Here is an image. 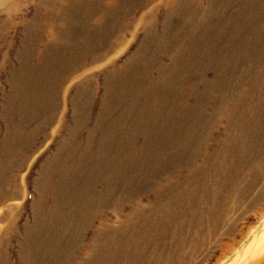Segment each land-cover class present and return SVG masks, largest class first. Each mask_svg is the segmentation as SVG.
<instances>
[{
  "label": "rangeland",
  "instance_id": "374dc122",
  "mask_svg": "<svg viewBox=\"0 0 264 264\" xmlns=\"http://www.w3.org/2000/svg\"><path fill=\"white\" fill-rule=\"evenodd\" d=\"M49 1L0 0V115L2 107L6 104L4 95L11 91L7 79L11 78V71L16 75L19 72L16 57L20 55L25 62L33 46L29 42L30 36L26 37L24 45L20 41L24 33L33 34V20L35 22V18L44 12ZM53 1L55 11L61 15L60 17L58 14V25L65 35V39L57 43L59 48L80 39L107 42L101 44L103 51L97 52L95 56L87 53L85 49L81 50V58L86 55L84 59L77 63L76 69H70L59 78L57 83L55 77L50 76L52 71L39 77L34 76V79L41 78L40 80L46 82L43 85L39 83V86L50 89L48 101L53 105L45 113L54 114L55 120L50 127L34 137L31 149L22 157L16 155V145L10 141L5 149L0 147V182L9 186L15 185L17 194L16 198L0 202V263L19 264L17 252L26 235L24 229L32 226L30 206L33 200H37V192L43 193L47 200H44L41 215L31 231H38L39 228L36 227L39 224H44V227L51 226L50 195L54 191L57 174H54L56 178H50L53 180L51 185L45 177L39 178V171L43 162L50 158L56 147L63 142L66 129L70 126L77 134L76 141L81 142L82 146L86 142L87 133L95 130L88 159L90 163L97 161V170H106L102 177L99 173L96 174L97 182L91 194L82 197L80 188L82 189L83 185L75 183V189H79L81 194L71 201L74 205L73 223H76L75 220L87 202L98 199V192L107 190L109 185L113 192L109 199L105 198V202L103 198L93 202L89 214L91 222L81 225L78 229L75 225L68 229V219L64 214H59V211L57 216L55 214L54 221L57 224L63 216L61 221L67 227L64 234L79 232V250L74 258L80 257L82 261L87 247H94L91 251L93 256L89 260L93 261V264L106 263L107 257H110L107 261H132L125 258L126 248L137 241V249L146 245L147 255L158 256L159 251H162L159 260L156 258L155 261H167L169 256L171 261H175L176 250L183 249L186 254L183 259L177 260L176 264H264V139L260 138L264 136V105L261 108L262 122L258 131L254 124L255 117L252 115L255 105L254 90L264 87L261 83L264 78V59H253L255 53L250 54L246 46L247 43L255 46L253 50L264 56V41L250 38L254 32L253 26L264 24V0H187L188 8L179 14L174 9L177 3L186 0H88L89 4L79 9L78 16L69 20L64 17L67 12H64V0ZM237 6L251 11L257 9L258 13L262 12L263 18L259 17L257 20L256 14L252 13V16L246 12H242L240 18L236 12ZM167 14L170 15V20H167ZM164 23L167 26V35L163 33ZM81 24L84 26H80ZM206 24H209L208 29L201 36L202 33L198 30L201 25ZM249 25H252L250 29ZM146 26L152 27L149 36L156 43L166 37L165 39L175 41L174 45L178 46L175 52L171 48L159 55L160 57H155L156 66L145 69L149 79L128 87L131 90H127L126 85H123L125 82H121V79L126 81L142 62L148 61L147 56H133L145 37ZM239 27L241 30L237 31ZM108 28H111V34ZM197 32L202 38L200 44H192L189 54L178 57L185 62L179 59L173 62L176 53L183 47H188ZM222 32L224 34H221ZM48 40H51L50 35L43 37L42 43L34 45L33 48L39 52L43 51ZM201 49L205 52L202 53ZM75 55H79L78 52ZM196 56L201 57L196 60ZM34 61L33 64L38 63ZM124 64L127 65L125 69ZM175 64L181 66L164 77L163 80L170 83L158 89L162 99V102L160 100L158 103L154 101L160 72L157 69ZM118 71H122V77L118 76ZM104 74L112 75L107 83L104 82ZM26 77L19 74L12 79L14 86H18L19 90L21 88L20 92L26 89ZM83 77H87L86 82ZM223 82L225 85H222ZM220 87L225 90L224 113L221 110L216 111L218 106L215 99L221 94ZM78 90L81 94L74 102L77 120L80 121L77 126H73L72 98ZM34 94H40L39 88ZM144 94L145 100L138 106L144 110L137 112L138 128H129L128 132L124 129L125 121L122 119L128 109L123 106L133 104L136 98ZM198 94L204 95L200 99L203 103L200 118L190 116L191 109L200 102ZM165 95L168 99L163 101ZM53 106H56L58 111L52 108ZM183 106L189 107V115L184 113V116H181L183 110L180 108ZM155 109L160 118L156 121ZM175 110L176 113L173 114ZM242 110L246 112L240 120L244 122L248 117L249 124H231L230 122L236 121ZM99 111L111 114L106 118L111 124L105 129L95 128ZM142 112L144 113L141 115ZM117 124H120L121 132L113 131L116 130ZM151 126L155 134L150 132L147 138L146 131ZM106 129H109V133L104 132ZM127 132L129 137L137 139L133 149L120 151L121 153L110 150L109 143L115 142L120 135L126 136ZM193 135L197 137V141H193ZM226 136L232 137L231 142H226L225 147L221 148V140ZM242 136L249 137L252 143L247 145L246 154L243 155L238 145V139ZM257 136L258 138H255ZM4 139V121L0 117V145ZM150 141L154 145L153 148L149 146ZM190 142L192 148L187 147ZM100 143L105 145L106 156L98 160ZM144 143L147 144V150L141 149ZM182 151L184 155L181 157ZM224 151L228 153L226 167L223 165L222 169L218 170L217 166L224 157ZM63 152L59 153L58 158L65 156ZM101 153L99 157H102ZM240 154L242 158H239ZM78 156L79 153H74L73 158L77 159ZM190 159L193 162H190ZM8 160H11L10 164ZM68 166L69 164L63 170L65 174ZM86 171L87 169H84L78 174L86 175ZM200 172L206 174L204 177L210 176L203 192ZM190 177L195 178L194 183L187 182ZM176 183L180 185L178 190L173 188ZM195 183L197 185H194ZM34 185L37 186L33 187ZM166 186L172 189L167 195L164 194ZM191 187L194 189L190 197L183 195L184 198H180L179 203L172 201L175 194L183 191L186 193ZM62 205V201H56L57 210ZM157 211L161 214H157ZM172 230L177 231V235L175 241L171 242L169 232ZM55 232L60 233L58 230ZM149 234L151 237H148ZM63 239L66 238L63 236ZM118 249L125 257L118 259Z\"/></svg>",
  "mask_w": 264,
  "mask_h": 264
},
{
  "label": "bare ground",
  "instance_id": "6f19581e",
  "mask_svg": "<svg viewBox=\"0 0 264 264\" xmlns=\"http://www.w3.org/2000/svg\"><path fill=\"white\" fill-rule=\"evenodd\" d=\"M242 3L243 2H241V4ZM88 4H89L88 0H64V7L66 8L64 10V12L67 10L64 17L68 18V20H69V18H74V17L78 16L77 14L80 12L79 9L83 8V6H87ZM111 4H113V3H111ZM246 4H247V2H246ZM46 6L47 7L44 10V12L41 13V15L39 17L37 16L35 18V22L33 20V23H34L33 28H32L33 34L27 35V33H24V36L21 39L20 43L22 45H24V42H25L27 36L28 37L30 36L29 42L32 43L33 46L34 45L36 46V45L42 43L41 40L43 37H48L50 35L51 40H48V42L46 41L47 44L44 45V49L41 52L37 51L32 46V48L29 51L28 56H26L27 60L25 62L22 61L20 55H17L16 61L19 64V66L17 68V71H19L18 75L21 74L22 77L25 75L27 76L26 77L27 80L25 82V88L26 89L24 92H20L21 88L19 90L18 86H14L12 79H15V76L17 77L18 75H16V73H14V71H11V73H10L11 78L7 79V83L9 85L11 91L9 90L10 92L8 94L4 95V99L6 100V104L4 105V107H2V113L0 115L1 119L4 121V134H5V139L2 141L0 147L2 148V150L5 149L6 146H8L7 143L10 141V142H12L13 145H16V151H15L16 155L19 154V155H21V157H22V155L23 156L25 155L27 150L31 149V146L33 145L32 141H33L34 137L37 136V134H40L43 131H45L46 128L50 127L52 125L53 121L55 120L53 118L54 114H46L45 113L49 109V107L53 105L52 103H50L48 101L49 100L48 92L50 91V89H47V87L42 86L44 83H46L44 80H40L41 78H39L38 80L34 79V76L38 75V77H39L41 74H45L48 71H52L53 73L50 74V76L52 75L53 77H55V79H56L55 83H57L59 78H62L70 69H76V67L78 66L77 63H79L80 61H82L84 59V57L86 55L83 58H81L82 57V56H80L81 50L85 49V51H87V53H92V55L95 56V55H97L96 54L97 52L103 51V50H101V48H103V47L100 48L101 44H103V42L104 43L107 42L106 40H95V39H82L81 40L80 39L78 41H75V43H73V44L66 45V46L64 45V47L59 48V45L57 43L61 39H65L64 38L65 35L60 30V27L58 25V21H59L58 14L60 15V13H57L55 11V8H54L55 3L53 0H50ZM187 8H188V2L186 0L185 2L177 3L176 8L174 10H175V12L177 11L179 14V12L184 13ZM237 8H238V6H237ZM236 12H238L237 15H239L240 18H241L242 12H246L252 16H253V14H256V18L258 20L259 17L263 18L261 16V14L264 11H262L260 14V13H258L257 9L251 11V10L245 9V8H238L236 10ZM96 13L97 12H95V14ZM85 15H87V14H85ZM245 16H247V15L245 14ZM60 17H61V15H60ZM166 17H167V20L171 19L169 14H167ZM243 18H245V17H243ZM257 20H255V21H257ZM234 21H235V19H234ZM248 23L249 22H247V24ZM254 24H256V22ZM80 26H84V24H81ZM208 26H209V24L201 25V27L198 30V31H201V33H202L201 36L203 34H205L206 30L208 29L207 28ZM247 27H248V25H247ZM250 27H252V25H249V29H250ZM253 27H254V32H253V35H250V38L261 39V41L263 42L264 41V24L260 25L259 27L258 26H253ZM104 28H106V27H104ZM239 29L241 30V27H239L237 29V31ZM108 32H109V34H111V28H108ZM144 32H145V37L142 38L141 43H140L139 47L136 48V50L134 51L133 56L135 57V56L144 55V56L148 57V59H147L148 61L142 62L143 64L139 65V68L136 69L137 71H135L133 73V75H131L126 81H122L123 79H121V82H125L123 85H126L127 90H129V89L131 90V88H128V87H132V86L137 85L139 83H144L149 79V77L146 74V70H147V67L154 66V63L157 62L155 57H158L159 55H162L166 51L171 50V48H173V51L175 52L176 47L178 46V45L177 46L174 45L175 41L165 39L166 37H164L162 40L158 41L157 43L155 41H153L154 39L152 40V37L150 39L149 35L152 33V27L151 26H148V27L146 26ZM163 33L165 35L168 34L167 26L165 23L163 24ZM198 33L199 32L196 33V35L194 36L193 39L191 38L192 40H191V43L189 44L188 47H186V48L183 47V49H181L179 52L176 53L177 56L174 57L173 62H175V60L179 59L178 57L189 54L191 52L192 44L193 45H195V44L199 45L200 44V42L202 41V38H201V36H198ZM221 34H224V32H222ZM93 45H95V46L93 47ZM104 45H106V44H104ZM246 46H247V50L249 51V53L251 52L250 54L255 53V55L253 54L254 55L253 59H255L256 61L259 59H262V57L264 59V56H261V54L256 52V50H253L256 48L255 46H252L249 43H247ZM201 51H202V53L205 52L204 49H201ZM260 51H262V50H260ZM77 52L79 55H75ZM82 52L85 53L84 51H82ZM23 53H24V51H23ZM34 60H36V62H38V63L33 64L32 61H34ZM179 61H183V60L179 59ZM160 62H161V60H160ZM183 62H185V61H183ZM159 66H160V64H159ZM180 66L181 65L175 64V65H171V66H166L165 68H162V69L157 66V68H159V69H157V71H160V72L158 73V77H157V87L158 88L156 89L157 93L155 92L156 94H155L154 101H157L159 103V101L161 100V102H162V99L159 97L160 91L158 89H160V87L168 85L170 83L169 81L165 82L163 80L164 77H166L167 75L169 76V73H171L170 71L177 69ZM123 67L125 69L127 67V65L124 64ZM262 67H264V64ZM54 71H56V72H54ZM111 74H104L103 79L105 82H108L110 80V78L112 76ZM117 74H119L118 75L119 77H122V76H120L122 74V71H118ZM146 77H148V78L145 79ZM86 78H84V81ZM36 83H38L37 87H35ZM39 83H42V85L39 86ZM200 83H202V80L200 81ZM261 83H262V85H264V78H262ZM204 85H205V83H204ZM222 85H225V83ZM38 88H39L40 94H37L35 96V94H34L35 90L37 91ZM223 90H224L223 87L222 88L220 87L221 94H219V97H217L215 99L217 106H218L216 111L221 110L222 113L225 112L224 108L226 106L225 98H224V91L225 90L224 91ZM254 91H255L254 92V104L255 105L252 108V115H253V117H255L254 124H255L257 131H258V129H259L258 127L261 125V122H262L261 118H262V114H263V109L261 110V108L264 105V87L257 88ZM189 92H191V91H189ZM80 94H81V92H79V90H78V93H76V95L72 98V102H73L72 108L74 110L72 109L73 111H72L71 119L74 122L73 126H77L79 121H80L79 119L77 120L78 114L76 112V108H75L76 106H75V102H74V100L77 101L78 97H80ZM191 95H193L192 92H191ZM145 96L146 95L144 94L143 96H140V98L139 97L136 98L135 101H133V104L136 105L137 103H139V105H140L141 101L144 102ZM197 96H198V98H199L198 100L200 102L194 108L191 109L190 116H192V117L195 116V117L200 118V117H202L201 111L203 109V103L200 99H202L204 97V95L198 94ZM157 97H158V99H157ZM167 99H168L167 95H165L163 101H165ZM171 101H172V98H171ZM104 102H105V97L103 96L102 103H104ZM172 102H170L171 105L173 104ZM52 108H55L56 111H58L56 106H53ZM181 108L183 110V116H184L185 112L187 115H189L188 114V109H189L188 106L187 107L183 106ZM140 110L144 111L143 108H141ZM156 110L157 109H155V111H154V113H155L154 114V118H155L154 121H156L157 118H159L158 117V111H156ZM245 112L246 111L242 110V113L238 116L236 121H232L230 123L231 124L233 122H234V124L239 123L240 126L243 123H245L243 125H248L249 121H250V119H248V117L244 120V122L242 120H240V118L242 116H244ZM106 113H102L101 111H99V113L97 115L98 117L96 118V122H95V128H97V129L104 128L105 129L109 126V123L111 124V122H108V120L106 119L111 114L110 113L106 114ZM143 113L144 112H142L140 114L142 115ZM213 113L215 115V111H213ZM213 113L211 116H213ZM60 114H61V112H60ZM104 114H106V115L104 116ZM251 123H252V121L250 122V124ZM119 125L120 124H117L116 130H113V131L121 132L122 129ZM108 130L109 129H106V131L104 130V132L109 133ZM93 132H95V130L87 133L86 142L82 146L81 142L76 141V135L77 134H75V130H73L72 127L69 126L66 129V136L64 137L63 142L56 147L53 155L50 158H48L47 160H45L44 161L45 163L43 162V164L40 168V171L38 170L39 171V178L45 177V180L47 182L50 181L49 183L51 185H52V181H53L52 179L54 177L56 178V176H54V174H57V179L55 181L56 184L54 185V191H52V193L50 195L51 200H52V204L49 207V217L51 220V226L44 227V224H41V226L39 224V226L36 227V229L39 228L38 231L37 230H36V232L31 231V228L36 224V221H37L39 215H41V210L44 206V200H47V199H45V195L43 193L41 194V192L40 193L37 192V194H36L37 200H33L32 204L30 206L31 217H32V226H28L26 229H24L26 235L23 238L24 239L23 243L20 244L19 251L17 252V259H18L19 264H93V261H89V260L93 256L91 254V251L93 250L94 247H87V249H88L87 253L83 254L82 261H81L80 257L74 258V256L76 255V252L79 250L78 240L81 238L79 236V232H73V233L68 232V234H64V233H66L65 230L67 227H68V229H71V226L75 225L74 227L75 228L77 227V229H78L81 225L82 226L87 225V223H89V221L91 222L89 214H90L91 208L93 207V202L96 200H99L100 198H103V200L105 202L106 199H109L108 198L109 195H111L113 193L110 190L111 189L110 185L107 187V190H105V191L102 190V191L98 192V195H99L98 199H96L94 201L87 202V204L85 205V207L81 211L80 216L78 217L77 220H75L76 223L75 222L73 223L72 212L74 211V205H72L71 201L72 200L74 201L75 198L80 196L81 190L83 192L82 197L88 195V193H90V192H93V190L95 189L94 185H96L95 183L97 182L96 174L99 173L98 175H100L102 177L106 171V170H104L105 168H101L100 171H99V169L97 170V168H98L97 161H95L94 163L89 162L88 154H90V152H91L92 139L94 136ZM129 132H130V130H129ZM150 132H153V135L155 134L154 128H152V126L149 127L146 131L147 138H148V135H150ZM262 132H264V128H263ZM192 138L195 139L193 141L198 140L197 137L196 138L194 137V135ZM255 138H258V136ZM260 138L264 139V136H260ZM231 139H232L231 136L224 137V139L221 140L220 147L221 148L225 147L226 142H228V141L231 142ZM122 140H123V138H122ZM238 140H239L238 145H239V148H240L242 155H243L246 152L245 150L248 148L247 145L248 146L252 145V143L250 142V138L247 136H242ZM249 142L251 144H249ZM150 143L151 144H149V146H151V147L154 146L152 144V141ZM145 145H146V143L142 144L141 149H146ZM235 146H232V148H234ZM187 147L192 148L193 147L192 143L189 144V146H187ZM104 148H105V145L100 143L99 152L100 153L102 152L101 153L102 157H99V154H100L99 153L97 156L98 160H100L101 158L104 159V157L106 156V153H104L105 152ZM63 150H65V151L63 152ZM2 152H4V151H2ZM61 152H63L65 154V156L58 158L59 157L58 155ZM236 152H237V150H236ZM74 153H79V156L77 159L73 158ZM182 153H183V151L180 153L181 157L184 155ZM184 153H186V152H184ZM223 153H224V157L222 158V161L220 162V164H218L219 165V166H217L218 168L216 167L218 170H220V168L222 169L223 165L225 166L226 154H228V153L227 152L225 153V151ZM240 157H241V154H240L239 158ZM11 160H8L9 164L11 163ZM189 161L193 162L192 159H190ZM239 162H241V161H239ZM68 164H69V166L67 167L66 174H65L63 170H64L65 166H67ZM183 164H185V163H183ZM240 164H242V162ZM86 166H87V168H86ZM84 169H87L86 175L82 176L81 174H78L79 172L81 173ZM216 171H214V172H216ZM202 172H204V171L202 170ZM204 175H206V174L201 173V176H200V178L203 179V181L201 180L202 192L205 190V188L207 186L206 182L209 179L208 177H210V176L204 177ZM50 178H52V179H50ZM253 179H254V177H253ZM187 182L189 184L194 183L195 178L190 177ZM187 182H186V184H187ZM75 183L79 184V185H83L82 189L80 188V191L77 188L75 189V187H76ZM194 185H197V184L195 183ZM14 186L13 185L12 186L5 185V184H2L0 182V202L16 198L17 194H16V188ZM36 186L34 185L33 187H36ZM179 186L180 185H177V183H176L173 188L178 190ZM42 188H43V186H42ZM191 188H189L190 190H187L186 193H184V191H183L180 194L179 193L175 194L174 200H172V201L174 203H179L180 198H184L183 195L187 198L190 197L192 194V191L194 189V188H192V189ZM34 189H36V188H34ZM171 190H172L171 187L166 186L164 194L165 195L169 194L171 192ZM44 192L46 194V191H44ZM204 195H205V192H204ZM100 196H103V197H100ZM65 199L68 200L69 202L64 201ZM157 199H158V196H157ZM56 201H62L63 205H62V207H60L59 210H57ZM172 201L170 203H172ZM55 208H56V211H55ZM57 212L59 214L60 213L64 214V217L66 219H68V222L66 223L67 227H66V224L63 221H61V218H63V216L62 217L59 216L60 219L57 221L58 224L54 221V217H56L58 215ZM159 212L160 211H157V214L160 215L161 212L160 213ZM55 214H56V216H55ZM9 225H10V223H9ZM47 228H50V229H47ZM57 230L60 231V233L55 232ZM55 234H56V236H55ZM96 235H98V234H96ZM169 235H170V241L171 242L175 241L177 231L172 230L171 233L169 232ZM193 235L195 237V234H193ZM54 236H55V238H54ZM63 236L66 239H63ZM163 236H164V233H163ZM98 237L99 236H97V238ZM148 237H151V235ZM132 244L134 246H132ZM132 244L128 245L126 248L125 254L127 257L123 256L124 254H122L119 249H118L119 253L117 254L118 259L120 257H125V258H127V260H132V261H107L108 258H110V257H107L106 263L104 262L103 264H147V263H149V264H176V261L179 259H183L185 254H186V252L183 253V249H179V250H176L175 261H174V259H173V261H171V256L168 257L167 261H155V260H157L156 258H158V260H159V257H160L161 252H162L161 250L159 251L160 255H158V256H154V255L152 256L149 254L147 255V253L145 252L146 251V245L142 246V248L137 249V247H136L137 241L132 243ZM147 244H148V241H147ZM107 249H109V248H107ZM162 250H164V249H162ZM166 252H167V250H166ZM113 258H115V257H113ZM72 259H76V261H72ZM149 260H154V261H149ZM0 264H2V263H0Z\"/></svg>",
  "mask_w": 264,
  "mask_h": 264
},
{
  "label": "crops",
  "instance_id": "0c3cea01",
  "mask_svg": "<svg viewBox=\"0 0 264 264\" xmlns=\"http://www.w3.org/2000/svg\"><path fill=\"white\" fill-rule=\"evenodd\" d=\"M201 56H196L195 58H196V60H198L199 58H200ZM195 60V61H196ZM204 69V68H203ZM187 94V93H186ZM134 105V106H133ZM120 106V105H119ZM129 106V107H128ZM139 106V104H130V105H126V106H123V107H125V109H128V113H125V116H123V121H125V123H124V129H128V132H129V130L130 129H134V128H138V125H139V118H138V116H139V113H137L138 112V110L139 111H141L140 109L141 108H139L138 107ZM185 107H187V106H185ZM132 111H136V112H132ZM186 113V112H185ZM201 119H199V121H200ZM138 122V123H137ZM186 122V121H185ZM130 128V129H129ZM129 133H127L126 134V136H122V135H120V136H118L117 138H116V140H115V142H113V143H109V148H110V150H113L114 152L116 151V152H123V151H125V150H127V149H133V145H134V143H136V141H137V139H136V137H134V138H132V137H128L129 135H128ZM122 138H123V140H122ZM126 138V139H125ZM121 140V141H120ZM151 142V141H150ZM122 143V144H121ZM121 144V145H120ZM122 146V147H121ZM146 146H147V144L145 145V148H146ZM128 147V148H127ZM154 147V146H153ZM152 147V148H153ZM136 150V149H135ZM120 152V153H121ZM137 152V151H136ZM135 152V153H136Z\"/></svg>",
  "mask_w": 264,
  "mask_h": 264
},
{
  "label": "flooded vegetation",
  "instance_id": "af4514ba",
  "mask_svg": "<svg viewBox=\"0 0 264 264\" xmlns=\"http://www.w3.org/2000/svg\"><path fill=\"white\" fill-rule=\"evenodd\" d=\"M105 82V81H104ZM105 83H107V82H105ZM180 110L182 111V109L180 108ZM176 113V110L174 111V113L173 114H175ZM182 114H183V111L181 112V116H182ZM180 116V117H181Z\"/></svg>",
  "mask_w": 264,
  "mask_h": 264
}]
</instances>
